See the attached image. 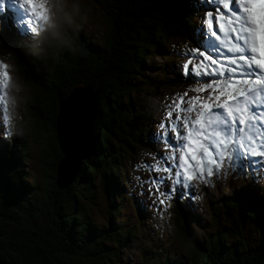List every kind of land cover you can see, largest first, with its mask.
<instances>
[{
  "label": "trees",
  "instance_id": "1",
  "mask_svg": "<svg viewBox=\"0 0 264 264\" xmlns=\"http://www.w3.org/2000/svg\"><path fill=\"white\" fill-rule=\"evenodd\" d=\"M90 1L108 17L109 26L100 44L90 42L84 31L74 34L75 53H32L33 43L23 41L10 23L0 31V55L13 61L18 81L31 93V130L24 124L11 142L0 137V259L6 264H125L127 252L141 251L137 244L148 211L130 193L125 172L139 150L163 153L164 146L154 139L159 128L152 126L151 108L137 106L131 95L148 87L153 95L183 86L167 74L173 55L193 58L184 53L196 47V7L178 10L175 0ZM154 57L165 62L156 66ZM144 64L160 68L161 79L149 82ZM80 85L99 93L93 143L78 178L62 190L56 184L63 159L56 120L59 105ZM31 140L42 149L41 183L19 169L30 157ZM102 204L106 226H99L95 215ZM123 208L130 210L128 218ZM173 210L174 235L187 253L157 264H264V198L254 192L240 191L222 208L213 207L212 226L217 228L223 216L227 225L200 239L187 227L188 221H198L183 209ZM246 224L260 231L251 244ZM148 251L143 256L153 259Z\"/></svg>",
  "mask_w": 264,
  "mask_h": 264
},
{
  "label": "snow or ice",
  "instance_id": "2",
  "mask_svg": "<svg viewBox=\"0 0 264 264\" xmlns=\"http://www.w3.org/2000/svg\"><path fill=\"white\" fill-rule=\"evenodd\" d=\"M11 3L23 19L13 23L6 0H0V31L10 22L30 35L48 19L45 0ZM188 5L206 10L193 37L196 47L185 49L193 58L181 66L184 78L194 84L169 97L154 138L166 146V154L154 153L155 163H144L150 172L166 175L137 177L148 184L149 195L156 196L153 207L167 208L177 195L199 199L193 197V187L211 185L213 177L218 180L229 170L248 169L254 180L264 175V9L257 12V0H175L178 10ZM196 58L202 59L196 63ZM0 70V88L6 93L7 65L0 64ZM81 99L67 105L69 114ZM4 107L7 111L6 100Z\"/></svg>",
  "mask_w": 264,
  "mask_h": 264
},
{
  "label": "rangeland",
  "instance_id": "3",
  "mask_svg": "<svg viewBox=\"0 0 264 264\" xmlns=\"http://www.w3.org/2000/svg\"><path fill=\"white\" fill-rule=\"evenodd\" d=\"M35 2L40 3L43 2V0H35ZM45 3L47 5L48 0H45ZM6 5L8 9V15L11 16L13 23H15L17 20L23 19V14L20 13L15 5L11 3V0H6ZM88 5L90 8L89 23L84 26L81 32L83 33L84 31V36L90 42L95 41V43L100 44L102 36L105 31H107L109 26L108 17L103 12H101L100 9L96 7L90 0H88ZM261 9H264V0H257V12H260ZM194 14L196 15L195 27L197 30L201 23L200 17L206 15V11H204L203 8H196V13ZM1 15L3 16L4 14L0 13V16ZM43 26L44 22L42 23L39 31L43 29ZM14 30L19 34L23 41L33 43L30 45V47H28L29 51L35 48V50H31L32 53L38 52L43 56H45V54L52 53V50L48 47V45L37 43V37L35 33L28 35L26 29H24L22 25H17ZM174 59L175 61H173ZM187 59L188 58H176V56L173 55L171 58V60L173 61V66L169 69V72L167 74L169 78L178 81V83L183 84V86L172 88L170 92L156 91L153 95V88L148 87L146 88V93H134L133 95H131V98L136 101V104L138 103L137 106L145 104L147 108H151L150 112L153 113L151 117L152 126L159 125L161 120L164 119L167 112V108L165 107V105L171 103L169 97H175L176 94H182L186 89L194 84V81L184 78L182 73L181 66L187 61ZM200 59L202 58H196L195 62L198 63ZM166 60L168 61V63H170V59L166 58ZM164 62V59L160 57H154L151 63L159 66ZM0 64L7 65V71L10 76L7 92L5 93L4 90L0 88V97H3L2 99H0V124L1 128L3 129V131H1L0 133V137L3 140L5 139L11 142L12 139L14 140L13 132L16 131V128L18 126H23L24 124H26L27 129L29 131L31 130V114L28 108V101L30 100L31 93L26 87H24V85L20 84V82L18 81L15 66L12 60L0 55ZM156 66L154 67L156 68ZM144 67L146 68L145 74L149 78V82L161 79L160 76L162 75V73H160V68L153 69L148 64H144ZM0 79H2V77H0ZM77 87H83V85ZM190 95H195V93H190ZM5 100L7 101V111H5L4 107ZM5 116L8 117L7 122L4 121ZM8 130H10L12 134L10 136H5L4 133ZM155 132L156 136L157 133L160 132V129ZM159 143L164 146V152L159 154L165 155L166 146L162 142ZM28 145L30 157L25 160V163L21 167H19V169H24V171L28 174V178H30L31 180H38V182L41 183L43 179V168L41 166V157L43 155L41 153L42 149H40V144H35L32 140ZM154 153L156 152L153 149L139 150L137 152V158L130 161L131 165H129V168H127V171L125 172L132 184L130 193L134 192V197L141 199L148 211V222L145 225L146 230L143 233L141 241L139 242L140 245L137 244L140 247L141 251L133 253L127 252L125 264H157L159 260H162L165 257L172 260L182 254L187 253L184 246L175 238L174 235V207L185 210V212H187L191 218L194 217L196 221H198V223L188 221L187 227L190 228V230L198 239H200L205 237L204 234L208 233L209 235L211 233H215V231L222 228L221 226L227 225L224 220L225 217L223 216L221 217L222 220H217L218 222L217 224H215L217 228L215 226H212L213 223L211 210L213 207L222 208L223 202L226 199L233 197L240 191L254 192V194L264 198V175H261L254 180V174L248 169H245L243 173H241L239 170L235 173L229 170L227 175H224L222 173L220 179L218 180L213 177V182L211 185L201 184L199 185V187H193V197H200L199 199L189 200L187 197L180 198L177 195L175 199H173L171 202H168L167 208H164V206L153 207V200L156 199V196L149 195L148 184H142L141 180H138L137 177H140L143 180H147L151 176L166 175L162 172H150L147 168L144 167L145 162H147V164L149 165L155 163L152 155ZM49 155H52L51 151L47 152V156ZM137 165H140V167L137 168ZM144 169L145 171H143ZM168 184L170 186L171 182L168 181ZM130 202L132 206V200ZM101 206V208L97 212L95 210V215L100 222L99 226H106L104 222L107 221V215L104 212L105 207L103 206V204ZM122 212L123 217H129V209L123 208ZM124 220H122V222ZM246 226V238L249 239V243L251 244L252 242L257 241L260 238V231L257 227H250L254 225L246 224ZM7 234L9 233L7 232ZM230 241H232V239H230ZM230 241H228V244L230 243ZM144 250H149L148 252H154L153 259H149V255L145 258L143 256ZM158 255H160L161 259Z\"/></svg>",
  "mask_w": 264,
  "mask_h": 264
},
{
  "label": "water",
  "instance_id": "4",
  "mask_svg": "<svg viewBox=\"0 0 264 264\" xmlns=\"http://www.w3.org/2000/svg\"><path fill=\"white\" fill-rule=\"evenodd\" d=\"M98 92L88 87H77L59 105L56 120L58 145L63 159L57 165L56 184L66 189L79 176L82 163L86 160L93 143V125L98 110ZM77 97L82 99L73 106L69 114L67 105L73 104ZM0 264H6L0 260Z\"/></svg>",
  "mask_w": 264,
  "mask_h": 264
},
{
  "label": "clouds",
  "instance_id": "5",
  "mask_svg": "<svg viewBox=\"0 0 264 264\" xmlns=\"http://www.w3.org/2000/svg\"><path fill=\"white\" fill-rule=\"evenodd\" d=\"M48 19L43 29L35 33L38 44H46L52 53L64 50L77 51L74 34L89 23L88 0H48Z\"/></svg>",
  "mask_w": 264,
  "mask_h": 264
}]
</instances>
